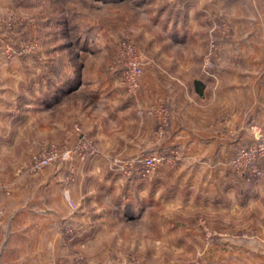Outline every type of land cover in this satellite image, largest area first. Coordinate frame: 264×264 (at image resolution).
I'll list each match as a JSON object with an SVG mask.
<instances>
[{
  "label": "crops",
  "instance_id": "crops-1",
  "mask_svg": "<svg viewBox=\"0 0 264 264\" xmlns=\"http://www.w3.org/2000/svg\"><path fill=\"white\" fill-rule=\"evenodd\" d=\"M100 1L123 5L125 0ZM167 1L170 9L173 6L170 12L145 7L132 12L129 18H101L96 27L92 19L81 18L77 24L85 29L82 45H77V62H68L60 78H53L51 92L46 89L45 78L41 80L35 96L26 100L20 122L0 114V210L4 213L0 264H44L45 259L59 252L61 225L65 221L74 223L62 197L65 186L74 200L81 193L102 189L106 197L112 198L103 207L106 212L133 215L153 234L156 227H165L168 230L159 232L162 237L179 236L172 229L178 225L173 227L172 221L164 220L162 226H157L156 217L152 218L157 211H163L165 217L173 211L170 190L156 182L167 177L165 170L126 177L112 174L102 165L133 162L144 152L156 150L171 155L173 149L181 148L192 152L200 149L199 155H183V163H201L204 148L230 147L234 143L230 136L233 138L236 131L237 85L242 84L250 101L253 91H259L260 105L264 98V27L260 22L253 23L246 13L248 0ZM221 12L231 20L234 38L222 44L221 63L214 75L207 76L202 56L216 14ZM128 27L136 28L134 36L144 68L140 89L134 95L119 84L118 73L111 69V58ZM236 48L241 54L242 71H236L228 57ZM162 106L170 110L172 118L166 129L168 135L159 141L155 133L160 123L149 111ZM77 125L92 138L96 150L83 160H73L80 165L77 184L62 181L69 175L66 165L41 174L26 172L28 155L35 145L71 148L80 137ZM200 194L197 190L189 194L192 198L189 205L183 203L185 210L195 206ZM108 225L111 221L104 220L97 234L84 233V242L107 234ZM184 227L188 226L183 222Z\"/></svg>",
  "mask_w": 264,
  "mask_h": 264
},
{
  "label": "rangeland",
  "instance_id": "rangeland-1",
  "mask_svg": "<svg viewBox=\"0 0 264 264\" xmlns=\"http://www.w3.org/2000/svg\"><path fill=\"white\" fill-rule=\"evenodd\" d=\"M177 1L181 3V0ZM167 2L125 0L123 5H117L100 0H0V114L20 122L26 108L25 102L35 96L41 87V80L45 78L46 89L51 92L53 78H60L58 70H65L68 62H77V45H82L85 29L77 24L82 21L81 18L92 19L93 27H96L101 18L105 21L119 15L129 18L132 12L145 7H160L161 12H170L173 6L170 9ZM246 3H249L246 13L251 15L252 22H260L264 27V20H261L262 16L264 19V13H261V10L264 11V0H248ZM181 5L183 7V3ZM128 28L121 41L140 55L134 36L136 28ZM233 38L231 20L224 12L217 13L211 38L202 56V66L207 76L214 75L221 63L222 44ZM118 49L111 58V69L123 67L118 58ZM240 55L237 48L228 55L236 71L243 69ZM207 59L210 70L205 66ZM237 87L236 131L233 138L230 136V140H234L230 147L204 148L201 163H183L180 160L183 155H199L200 149L196 152L173 149L171 155L164 150L153 152L165 154L166 159L152 173L158 174L163 170L168 173L166 178H158L156 182L165 184L170 190L173 211L166 213V217L163 211H157L152 218L156 217L157 226H162L164 220L172 221L173 227L178 225L172 229L178 231L179 236L172 234L162 237L159 232L162 231L160 229L168 230L165 227H156V234H153L146 223H137L133 215L106 212L103 207L112 198L106 197L102 189L86 195L81 193L79 199L74 200L69 187L65 186L62 197L70 214H73L70 221L74 223L67 224L65 221L61 225L59 252L53 258L45 259L44 264H264V114L260 115L261 111L264 113V98L260 105L259 91H253L250 101L242 84ZM250 102L251 115L248 114ZM162 107L149 113L160 121L164 118L163 109H166L169 124L171 112ZM0 125H3L1 117ZM76 128L80 137L71 148L63 149L56 144L35 145L28 155L26 172L41 174L53 168L63 169L66 165L69 175L62 181L67 185L77 184L80 165L72 163L73 160H83L85 155L96 153V150L92 138L84 134L80 125ZM161 128L159 124L155 133L159 141L164 140L165 134L168 135L166 130L161 135ZM54 149L61 153L70 151L71 156L67 160L59 158L43 169H36L35 159L49 157ZM151 154L144 152L133 162L128 160L102 166L112 174L126 177L136 172L145 174L141 160ZM92 182L96 184L99 181ZM129 186L127 191L130 190ZM195 190L201 193L199 200L193 208L187 206L189 210H185L183 203L189 205L192 198L189 194ZM129 195L132 197L131 193ZM46 215L45 219L49 220ZM3 218L4 213L0 210V229ZM104 220L111 221L106 228L107 234L84 242V233L91 231L97 234ZM183 222L188 227L183 228ZM2 247L0 241V252Z\"/></svg>",
  "mask_w": 264,
  "mask_h": 264
},
{
  "label": "built area",
  "instance_id": "built-area-1",
  "mask_svg": "<svg viewBox=\"0 0 264 264\" xmlns=\"http://www.w3.org/2000/svg\"><path fill=\"white\" fill-rule=\"evenodd\" d=\"M118 58L122 62L123 67L121 68H114V71L118 73V82L121 86H123L130 94H136L141 85V77L143 75V65L141 63L140 56L137 54V52L132 49L131 47L125 45V42L121 41L119 43V49H118ZM206 68H209L210 70V63L207 59L206 61ZM207 70V71H208ZM209 72H207L208 74ZM163 108V107H162ZM163 119H160L159 123L162 127L160 130V134L164 135L165 130L168 127V112L166 109H163ZM165 154L161 152H155L151 155L144 157L141 160V163L143 165L145 174L148 175L154 171L157 166L166 159L164 156ZM71 156L70 151H66L61 153L58 149H54L51 151L49 157H40L35 159V168L40 170L43 169L49 165H52L54 162H56L59 158L63 160H67Z\"/></svg>",
  "mask_w": 264,
  "mask_h": 264
},
{
  "label": "trees",
  "instance_id": "trees-1",
  "mask_svg": "<svg viewBox=\"0 0 264 264\" xmlns=\"http://www.w3.org/2000/svg\"><path fill=\"white\" fill-rule=\"evenodd\" d=\"M103 1H108V2H116V1H119V0H103ZM63 71H64V68H61V69H59L58 70V76H61V74L63 73Z\"/></svg>",
  "mask_w": 264,
  "mask_h": 264
}]
</instances>
